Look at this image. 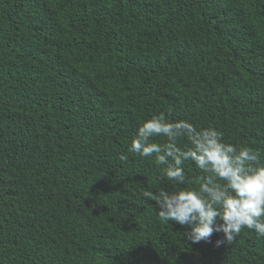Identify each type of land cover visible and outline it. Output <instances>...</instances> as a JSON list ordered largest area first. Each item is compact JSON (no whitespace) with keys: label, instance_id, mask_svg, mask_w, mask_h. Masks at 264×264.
Listing matches in <instances>:
<instances>
[{"label":"trees","instance_id":"trees-1","mask_svg":"<svg viewBox=\"0 0 264 264\" xmlns=\"http://www.w3.org/2000/svg\"><path fill=\"white\" fill-rule=\"evenodd\" d=\"M159 112L264 152V0H0V264H264L157 218Z\"/></svg>","mask_w":264,"mask_h":264},{"label":"clouds","instance_id":"clouds-1","mask_svg":"<svg viewBox=\"0 0 264 264\" xmlns=\"http://www.w3.org/2000/svg\"><path fill=\"white\" fill-rule=\"evenodd\" d=\"M128 152L155 163L168 187L142 195L155 202L160 221L190 226L183 234L192 243L216 233L218 247L231 245L245 229L264 238V152L227 142L211 124L169 121L164 112L140 123ZM189 163L196 175L186 173Z\"/></svg>","mask_w":264,"mask_h":264}]
</instances>
